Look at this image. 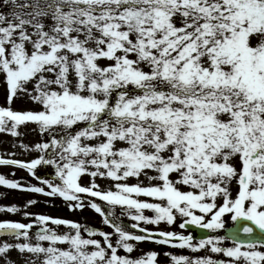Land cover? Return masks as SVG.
I'll return each instance as SVG.
<instances>
[{"label": "snow or ice", "instance_id": "snow-or-ice-1", "mask_svg": "<svg viewBox=\"0 0 264 264\" xmlns=\"http://www.w3.org/2000/svg\"><path fill=\"white\" fill-rule=\"evenodd\" d=\"M3 4L11 11H0L7 90L0 132L20 136V126L33 122L49 139L34 145L42 154L30 161L0 157L47 188L3 174L0 185L58 195L74 210L91 207L113 229L24 211L28 223L0 221V234L16 241L0 243L4 264H16L7 258L11 249L30 254L25 264H158L155 250L131 255L139 242L228 258L164 253L169 264H264V0ZM25 97L41 107L14 110V100ZM40 165L54 166L51 178L37 176ZM98 178L114 181V189H102ZM117 206L118 213L109 211ZM225 214L247 223L230 236L198 241L142 226L180 217L181 229L216 230L225 227ZM49 222L70 230L61 233ZM228 240L232 245L224 246Z\"/></svg>", "mask_w": 264, "mask_h": 264}, {"label": "rangeland", "instance_id": "rangeland-1", "mask_svg": "<svg viewBox=\"0 0 264 264\" xmlns=\"http://www.w3.org/2000/svg\"><path fill=\"white\" fill-rule=\"evenodd\" d=\"M0 11L3 12H9L11 11L10 5H4L3 0H0ZM31 87V85L29 86ZM6 85L3 81V77L0 76V106L6 105ZM12 108L14 110H35L40 108L41 106L34 103L28 98H22V99H16L12 103ZM18 131L21 133L20 136H14L11 133L8 132H0V157L3 158H9V159H20L24 161H30L31 159L39 157L42 153L34 148V145L36 143H42L49 139L48 136L40 133L37 125L33 122H27L26 125H21ZM21 141L23 143H21ZM24 145H27L28 147L25 148ZM52 169H54V166L49 165H40L36 169L37 176L44 177V178H51V175H53ZM0 174H3L8 179H15L19 181L22 184L28 185V184H35V185H41L40 180L36 179L30 172H28L27 169H24L18 165H2L0 164ZM49 174V177H45ZM84 183H90L91 177L84 176L83 177ZM127 182L129 183H136L135 177H129L127 178ZM147 183V181H144ZM97 183L100 185L102 189H108L112 187L114 189V181L111 179H104V178H98ZM47 188L46 185H41ZM182 190H189L187 186L180 185ZM231 191L233 195L236 194L238 191V185L235 181H233L231 185ZM142 199H149L147 197H141ZM97 203H100L103 207L105 203H103L102 200H99L100 198H94ZM29 200L36 201L34 204L28 205L27 202ZM102 201V202H101ZM155 202V201H152ZM218 202H220L218 200ZM11 205H16L18 208L17 212H11L7 211L6 209L10 207ZM27 205V207H25ZM115 210L119 211V206L115 208ZM24 211H28L31 213H37V214H47L51 215L53 217L58 218H66L71 219L73 221L79 222L81 225H87L90 227H95L97 229H100L102 231H108L113 232V229L105 224L103 222V217L100 213H97L94 209L91 207H85L84 209H72L68 206V204L65 202L64 198L57 196H48L43 193H35L32 191L22 190V189H13L6 185H0V221L3 220H12V221H19L23 223H28L32 219V217H25L23 215ZM146 215H154L153 210H145ZM199 214V213H198ZM210 218V217H209ZM121 219L125 222L126 225H132L134 221L128 217L123 216ZM225 224V227L222 229H216L212 231V235H221V232L225 230L228 226L233 224V220L231 219V214H225V216L222 218ZM182 222V218L178 217L177 221L172 224L168 225L165 222H161L160 225H142L145 227H148L149 229L161 231V230H172L176 232H182L185 235L191 233L194 236V239L198 241L199 239L196 238V236L189 230L188 226L181 229L180 223ZM50 226L56 227L57 231L63 233L69 231L68 226ZM35 231V228L32 230V232ZM82 234L87 238L89 237V233L85 232L83 229H81ZM31 234V233H30ZM94 238L103 239L99 235H96ZM8 241L9 243H15V239L11 238L9 236H2L0 237V243L3 241ZM61 247H66V245H59ZM224 246H231L228 241L224 242ZM149 250H155L160 255L157 257L158 264H169L170 257L165 255L164 253H172V254H183V255H189V256H205V255H212L216 259H228L223 254H216L211 253L210 250L207 249H201L196 252H193L190 249L187 248H179V247H172V246H166L161 245L155 242H139L137 244V248L134 249L133 253L131 255L133 257H139L142 254L146 253ZM118 253L121 255L127 254L124 249H118ZM30 254H23L21 255L18 250L11 249L9 250L7 254V258L11 259L16 262V264H25V261L27 257ZM5 257L0 256V264H4Z\"/></svg>", "mask_w": 264, "mask_h": 264}, {"label": "water", "instance_id": "water-1", "mask_svg": "<svg viewBox=\"0 0 264 264\" xmlns=\"http://www.w3.org/2000/svg\"><path fill=\"white\" fill-rule=\"evenodd\" d=\"M242 223H245V221L243 219H238L235 226H233L232 228H230L226 231V235H229V236L232 235L234 232H236L237 229L240 228ZM190 229L193 231H196L197 237L200 239L205 237V236H208V232L206 231V229L201 228L199 226L191 225ZM238 234L242 235V233H238ZM0 236H2V234H0Z\"/></svg>", "mask_w": 264, "mask_h": 264}, {"label": "trees", "instance_id": "trees-1", "mask_svg": "<svg viewBox=\"0 0 264 264\" xmlns=\"http://www.w3.org/2000/svg\"><path fill=\"white\" fill-rule=\"evenodd\" d=\"M52 172H53V174H54V169H52ZM50 175H52V174H50ZM45 177H49V174L48 175H46ZM102 202V201H101ZM103 203H105L104 204V206L102 207V208H109V206L107 205V203L106 202H103ZM109 211H111V212H114L115 211V213H116V210L115 209H109Z\"/></svg>", "mask_w": 264, "mask_h": 264}, {"label": "flooded vegetation", "instance_id": "flooded-vegetation-1", "mask_svg": "<svg viewBox=\"0 0 264 264\" xmlns=\"http://www.w3.org/2000/svg\"><path fill=\"white\" fill-rule=\"evenodd\" d=\"M235 221H233V225H234ZM232 226V225H231ZM230 227V226H229ZM257 231H259V229L257 228ZM228 242L230 243V241L228 240Z\"/></svg>", "mask_w": 264, "mask_h": 264}]
</instances>
